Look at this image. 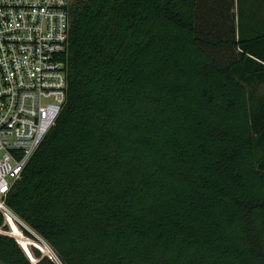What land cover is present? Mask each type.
I'll use <instances>...</instances> for the list:
<instances>
[{"label":"trees","instance_id":"1","mask_svg":"<svg viewBox=\"0 0 264 264\" xmlns=\"http://www.w3.org/2000/svg\"><path fill=\"white\" fill-rule=\"evenodd\" d=\"M247 26L219 0H73L65 105L4 200L41 240L0 212V264H264Z\"/></svg>","mask_w":264,"mask_h":264},{"label":"built area","instance_id":"2","mask_svg":"<svg viewBox=\"0 0 264 264\" xmlns=\"http://www.w3.org/2000/svg\"><path fill=\"white\" fill-rule=\"evenodd\" d=\"M72 5L73 0H0V212L4 217L10 213L4 204L7 193L66 102ZM51 259L58 264L54 254Z\"/></svg>","mask_w":264,"mask_h":264},{"label":"crops","instance_id":"3","mask_svg":"<svg viewBox=\"0 0 264 264\" xmlns=\"http://www.w3.org/2000/svg\"><path fill=\"white\" fill-rule=\"evenodd\" d=\"M230 7L234 23L252 25L245 29L260 31L264 28V0H219ZM255 25V27H254ZM237 35V34H236Z\"/></svg>","mask_w":264,"mask_h":264},{"label":"rangeland","instance_id":"4","mask_svg":"<svg viewBox=\"0 0 264 264\" xmlns=\"http://www.w3.org/2000/svg\"><path fill=\"white\" fill-rule=\"evenodd\" d=\"M10 218L13 219V221L15 222V224L18 225V227H19L20 224H22L20 221H18V220H17L15 217H13L12 215L10 216ZM6 223H7V222H6ZM7 225H8V227H9V224H7ZM23 225H24V224H23ZM24 226H25V225H24ZM25 227H26V226H25ZM11 228H12V229H11ZM15 228H16V227H9L10 231L8 232V234L11 235L13 238L16 237V238L20 241V243H23L22 245H24V243L29 245L30 243H28V242L26 243V242H25V239L22 238L20 235H18L19 233H17V230H16ZM0 233H1V231H0ZM37 238L40 239L39 237H37ZM28 240H31V239H28ZM40 240H41V239H40ZM43 243H44V242H43ZM45 245H46V244H45ZM33 247H35L34 243H32V245H30V247H29V250H30L29 253H30V254H29V253H28V255L26 254L27 257H28L29 255H31V257L34 258L33 255L31 254V248H33ZM41 252H42V251H41ZM24 253H25V252H24ZM51 254H52V253H51ZM42 255H44V254L42 253ZM44 256H45V255H44ZM48 256H49V255H48ZM50 257L53 258V254L50 255Z\"/></svg>","mask_w":264,"mask_h":264},{"label":"water","instance_id":"5","mask_svg":"<svg viewBox=\"0 0 264 264\" xmlns=\"http://www.w3.org/2000/svg\"><path fill=\"white\" fill-rule=\"evenodd\" d=\"M20 226L23 228V229H25L30 235H32L36 240H37V235L35 234V233H33L29 228H27V227H25L23 224H20ZM11 236V235H10ZM26 257H27V255H26ZM45 257H47V258H49L51 261H53L52 259H51V257H49L48 255H45ZM28 258V257H27ZM29 259V258H28ZM30 260V259H29ZM30 262H31V260H30ZM53 262H55V261H53ZM32 263V262H31ZM56 264H57V262H55ZM32 264H35V263H32Z\"/></svg>","mask_w":264,"mask_h":264},{"label":"bare ground","instance_id":"6","mask_svg":"<svg viewBox=\"0 0 264 264\" xmlns=\"http://www.w3.org/2000/svg\"><path fill=\"white\" fill-rule=\"evenodd\" d=\"M7 214H9L10 216H11V214L10 213H7ZM38 239V238H37ZM40 250V249H39ZM41 251V250H40Z\"/></svg>","mask_w":264,"mask_h":264}]
</instances>
